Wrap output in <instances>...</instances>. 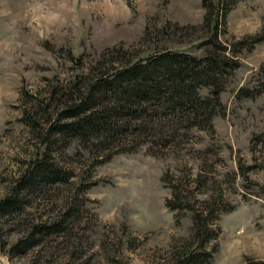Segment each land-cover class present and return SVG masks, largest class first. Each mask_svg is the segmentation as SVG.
Returning <instances> with one entry per match:
<instances>
[{
  "label": "rangeland",
  "instance_id": "obj_1",
  "mask_svg": "<svg viewBox=\"0 0 264 264\" xmlns=\"http://www.w3.org/2000/svg\"><path fill=\"white\" fill-rule=\"evenodd\" d=\"M223 7L216 36L227 56L231 43L261 33L264 0ZM204 13L201 0H0V197L41 152L40 129L68 104L76 74L115 50L200 56L209 38ZM232 56L221 112L207 129L147 137L100 162L105 150L97 157L76 141L53 151L69 181L44 185L21 215L0 217V264H169L190 232V212L175 223L164 206L172 188L196 212L231 207L211 221L212 264H264V39ZM63 214L64 232L26 251L14 247L30 222Z\"/></svg>",
  "mask_w": 264,
  "mask_h": 264
},
{
  "label": "trees",
  "instance_id": "obj_2",
  "mask_svg": "<svg viewBox=\"0 0 264 264\" xmlns=\"http://www.w3.org/2000/svg\"><path fill=\"white\" fill-rule=\"evenodd\" d=\"M222 2L201 0L209 38L200 56L183 50H156L138 56L115 50L109 60L97 63L87 74H76L74 85L65 94L68 104L56 106L54 119L46 120L49 123L40 129L41 152L26 164L0 197V217L21 215L27 197L44 185L68 183L70 174L58 165L52 154L73 141L95 156L97 150H105L104 155L96 158L100 162L118 152L130 153L134 147L146 143L147 137L165 141L167 135L179 129L210 127L212 119L221 112L218 97L223 79L230 72L226 70L236 67L232 55L240 49L250 50L264 39L263 27L261 33L231 43L228 48L231 56H226L228 46L216 36L227 9L219 8ZM56 93L53 89L50 91L51 96ZM126 137L134 140L136 137L132 148L123 145ZM85 189L87 186L82 183L76 184V192L83 193ZM164 206L173 213L175 223L179 222L178 212H190L189 235L182 239L179 251L174 252L169 264H212L214 249L205 246L216 239L218 231L211 221L219 211L231 207L219 211L209 207L205 213L196 212L174 188L170 197L165 198ZM65 216L30 222L14 247L26 251L64 232Z\"/></svg>",
  "mask_w": 264,
  "mask_h": 264
}]
</instances>
